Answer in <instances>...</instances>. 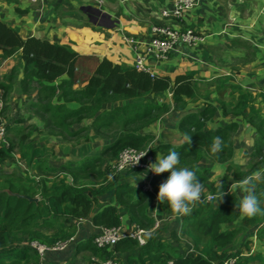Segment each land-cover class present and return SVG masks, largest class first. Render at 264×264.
<instances>
[{"label":"trees","instance_id":"16d2710c","mask_svg":"<svg viewBox=\"0 0 264 264\" xmlns=\"http://www.w3.org/2000/svg\"><path fill=\"white\" fill-rule=\"evenodd\" d=\"M187 29L174 30L184 32ZM182 46L186 53L191 49ZM173 55L178 54L168 57ZM12 57H16L15 64L0 81V102H4L16 87L15 80L20 95L36 90L40 100L42 96L48 99L45 105L32 103L29 107L36 108V113L47 114L44 125L57 128L58 133L53 132L57 136L77 137L87 142L92 132L117 130L97 155L54 166L48 163L43 149L35 145L33 131L25 129L22 120L19 119L16 125L6 121L7 145H0V190L7 189L38 200L28 201L0 192V264H39L41 257L29 246L30 242L53 246L75 237V222L79 219H86L98 228L120 226L122 217L134 227L147 231L143 244L136 239L123 238L111 248L100 249L93 245L95 231L74 245L71 243L73 246L69 245L66 252L70 251L71 257L78 250L86 252L88 255L82 257L89 264H98L92 258L98 261L111 259L116 264H166L169 261L173 264H229V261L233 264H264L263 182L255 181L252 186L261 207L260 213L252 217L236 212L235 204L239 198L237 191L228 189L227 173L220 182L224 194L219 200L216 185L207 183L210 164H224L225 171L233 170L237 189L255 169H263L264 174V116L260 115L255 96L249 90L224 74L205 86L196 78L195 70H186L171 79L136 70L134 66L114 64L105 58L98 60L85 79L79 75L80 56L70 44L51 42L38 36L23 38L13 27L0 21V64ZM81 81L84 82L73 88ZM165 91L171 92L172 108L169 103L157 102V95ZM211 93L216 95L222 115L241 116L245 124L255 130L250 156L256 161L247 171L237 169L232 163L239 125L229 123L207 128L206 122L213 120L216 111L210 102L202 110L188 112L179 120L178 131L191 136L189 144L151 145L154 136L145 129L171 110L184 109L187 99L196 101ZM70 102L76 103L77 107H68ZM118 103L120 105H116ZM105 104H111L110 108H104ZM0 113H3L2 109ZM84 121L92 126L90 130L88 126L72 128ZM215 136L221 138L222 149L213 153L211 143ZM127 147L147 148L153 158L156 154L163 156L170 150L177 151L178 166L193 170L203 186L201 199L189 205L191 211L188 214H176L167 203L161 205L166 214L173 212L180 220L179 232L175 229L169 232L168 239L173 241L172 244L158 235L162 229L169 228L167 222L160 229L158 226L153 229L156 222L149 215L153 194L133 183L138 176H146L148 171L132 169L113 173L108 164H114L119 153ZM201 160L206 167L195 165ZM17 161L25 168L22 175L1 170L6 164L14 165ZM167 176V172L155 175L152 185L158 187V182ZM104 199L113 202L105 203ZM185 240L191 242L194 254L181 252ZM253 242L262 245V249L251 251ZM66 252H46L44 256Z\"/></svg>","mask_w":264,"mask_h":264},{"label":"crops","instance_id":"0c3cea01","mask_svg":"<svg viewBox=\"0 0 264 264\" xmlns=\"http://www.w3.org/2000/svg\"><path fill=\"white\" fill-rule=\"evenodd\" d=\"M172 4L173 0H0V21L13 27L23 38L38 36L51 42L70 44L73 50L87 61L86 66L89 70L87 73H91L98 60L103 58L114 64L134 66L136 57L140 56L143 58L144 67L152 75H166L172 79L186 70H195L196 78L205 86L221 74L230 76L232 81L240 84L255 96L260 115L264 116V0H202V4L198 9L183 13L180 18L172 20L162 17L161 12L171 8ZM247 12H252L255 20H250V15L247 18L241 15ZM229 19L232 21L230 24H228ZM155 25H167L178 30L183 27L192 28L197 33L202 34L205 40L202 45L192 47L187 52V56L178 54L164 60H157L146 51V43L150 36L151 27ZM224 43L227 47L231 46L232 48L224 56L229 54L231 57L238 58L237 63L233 64L231 68L223 67L222 64L219 68V62L213 63L210 48L216 47L218 50L224 46ZM235 45H238L237 48ZM241 45L250 46L248 52H251V57L247 60H244L247 58V51ZM218 58L220 59V56ZM11 59L16 61V57ZM243 66H247V69H243ZM3 69L6 70L7 67L4 66ZM84 73L85 70L79 74L86 79L90 74L86 76ZM83 82L75 83L73 88H77ZM201 91L203 90L201 89ZM156 98L157 102L169 103L172 108L170 91L159 93ZM17 99L19 104L22 105L23 103L26 110H30L29 106L36 101L34 98L22 100L19 96H17ZM207 102L212 103V106L216 109L213 120L206 122L208 129H214L229 123L239 125L235 134V150L232 163L235 167H238L237 169L247 171V165L241 164L242 161L247 159L252 163L256 161L255 157L250 156V147L253 144L249 145L248 141L244 139V130L250 125L245 124L241 116L222 115L216 95L212 93L208 96L202 95L196 101L187 99L184 109L171 110L152 123L145 129L146 132L152 133L154 136L151 145L166 143L171 146H179L184 143V135L178 131L180 118L188 112L202 110ZM67 106L73 109L77 107V104L70 102ZM110 106L111 104H105L103 107L110 108ZM0 121L3 122L1 118ZM28 121H30V118ZM18 122L19 119L17 118L11 124H17ZM88 125L89 122L84 121L78 126ZM73 129L77 130V128ZM255 134V130L251 127L249 136L253 139ZM92 139H96V136L90 134L88 141L85 143L91 142ZM102 146L99 145V147L94 148L93 146L80 147V153L77 157L68 156L64 162L72 159L78 160L88 155H97ZM41 149L45 150L43 147ZM53 150L55 151L51 150L52 154L56 155V151H60V148L58 147L57 150L53 148ZM44 155L47 158L45 151ZM160 156L161 154H156L154 162L156 157L159 158ZM108 164L112 166L113 163ZM195 165L203 168L207 164L201 160ZM210 166L211 170L207 183L216 185L217 181L220 183L224 174L227 173L229 176L228 189L237 191L238 198H242L243 193L239 191L240 187L235 188L237 183L232 178L234 171H225L226 165L224 164H210ZM256 172L263 174V169L254 171L249 175V178L253 177ZM153 175L155 176V174ZM262 178L263 175L259 181L250 179L248 186L250 187L251 184V188H253L255 181L264 184ZM148 180L147 175L138 176L133 183L143 190L142 187ZM152 188L151 193L154 198L149 215L156 222L153 229H157V226L160 229L167 222L169 228L162 229L158 235L168 239L169 232L172 229L179 232L180 220L178 215L173 212L166 214L162 210V204L156 200L158 187L152 185ZM111 202H113L111 199L105 201V203ZM75 226L76 234L72 242L73 245L77 240H81L97 231V227L87 222L79 225L75 223ZM120 226L123 231L135 228L124 217H122ZM168 242L173 243L170 239H168ZM261 246L253 242L250 245V250H260L262 249ZM64 251H68V248ZM64 251L62 252L64 253ZM80 252L86 256L88 255L80 250L74 253L72 257L70 251L64 255L62 253H52L43 257L44 264H70ZM181 252L184 255L194 254V247L190 241L185 240L183 242ZM85 263L89 264L86 261Z\"/></svg>","mask_w":264,"mask_h":264},{"label":"built area","instance_id":"2783aa9c","mask_svg":"<svg viewBox=\"0 0 264 264\" xmlns=\"http://www.w3.org/2000/svg\"><path fill=\"white\" fill-rule=\"evenodd\" d=\"M200 6V0H173L171 8L165 9L161 12V16L165 18H180L183 13L190 12L196 7ZM204 41V37L196 34L192 29L188 28L184 32H179L168 26L155 25L151 27L150 36L147 39L146 51L157 60H164L169 54H181L188 55L182 49V45H186L189 48L200 45ZM134 67L136 70L148 72L143 64V58L138 56L135 59ZM152 75V74H151ZM0 145H7V133L5 129V123L0 121ZM139 157L136 163L135 159ZM151 155L148 153V149L137 150L134 148H125L119 155L114 165L112 166L114 173L124 172L132 169H141L148 171L149 180L143 185V190L152 192L151 181L154 178L153 173L148 170V165L151 164ZM134 163V164H133ZM210 198V196H208ZM87 222L86 219H79L75 223L77 225ZM88 223V222H87ZM147 234L146 230L135 227L132 230L123 231L121 226L117 227H98L93 238V245L97 248H111L114 244L123 238L136 239L139 244L144 243V236ZM74 237L69 238L66 241L55 243L53 246L41 245L36 241L29 243V246L34 249L41 257L39 264H44V254L46 252H60L66 250L73 242ZM92 261L98 262V264H116L111 259L98 261L95 258ZM166 264H173L171 261ZM229 264H233V261H229Z\"/></svg>","mask_w":264,"mask_h":264},{"label":"rangeland","instance_id":"374dc122","mask_svg":"<svg viewBox=\"0 0 264 264\" xmlns=\"http://www.w3.org/2000/svg\"><path fill=\"white\" fill-rule=\"evenodd\" d=\"M200 6L196 7L195 9H193L192 11L198 9ZM190 11V12H192ZM244 18H247L249 15L250 20H255L253 13L252 12H247L244 14H241ZM252 15V16H251ZM232 23L231 19L228 20V24ZM232 25V24H231ZM166 26V25H165ZM238 45H235V47L237 48ZM241 47H244L246 50L249 49V47L247 45H241ZM241 47H238L239 49ZM224 48V49H223ZM234 48V47H233ZM223 49V51H221ZM231 46H226L224 43V46L220 49L217 50L216 47H212L210 48V52L213 58V63L214 62H219L218 63V67L221 68V64L223 67H227V68H231L233 64L237 63L238 58L237 57H231L229 54H227L226 56H224V54L227 53V51L231 50ZM220 56V59L218 58ZM247 58L244 60H247L251 57V52H247ZM243 62V61H242ZM241 62V63H242ZM15 64V60L13 61L11 58H7L4 61L1 62L0 64V81H3L5 78V74L8 72V70L13 67V65ZM87 61H85L84 59H82V57L80 56V59L78 61V68H79V73H83L85 70L86 76L91 74V73H87ZM6 66L7 69H3V67ZM243 69H247V66H243ZM80 75V74H79ZM19 77V75H18ZM17 77V79H18ZM89 77V76H88ZM13 83H15L16 87L10 91V93L8 94L6 100L3 102H0V109L3 110V113H0V118L4 123H7L6 121H10L14 122L15 119H20L22 120V126L25 129H31L33 131V135L32 138L34 140V143L36 146L39 147H43L45 150V153L47 154V160L48 163L50 165H59L60 163H63L67 157L71 156V157H77L79 152L80 147H84V146H93L94 147H99V145L102 146V144H104L106 141H111L114 133L116 132L117 128L111 129V131H107L105 129H102L100 132L95 133L92 132L91 134L93 136H96V139H92L91 142L85 143L82 140H79L77 137L76 138H70V139H65L63 137L57 136L54 133H58V129L55 128L53 125H44L43 120L46 119L47 114L41 113V112H35L36 108H30V110H26L25 107L19 104L17 96L21 97L22 100H28L29 98H34L35 103H38L40 105H45L48 102V99L45 98L44 96H42V100L39 99V95L37 93V91L33 90L32 92H28L25 95L21 94L20 95V89L18 88V81L15 82V80L13 81ZM41 111V110H40ZM168 114V113H167ZM30 118V121H28V119ZM16 125V124H13ZM81 126H72V128H80ZM92 128L91 125H88V129L90 130ZM118 132V131H117ZM76 147H75V146ZM71 146V147H69ZM58 147L60 148V151L57 150ZM55 151L53 150V148H56V155L52 152ZM18 155L15 152V159L17 160ZM151 163H154V158L151 156ZM110 164L113 162H109ZM243 165H247V170L250 168V166L252 165V162L249 161V159L247 160H243L242 163ZM114 164H112L113 166ZM24 166L21 162L17 161L14 165L13 164H6L5 166H3L1 168V170H4V173H13L15 175H22V171H23ZM254 171H257V169H255ZM254 171L252 173H254ZM114 173V172H113ZM112 173V174H113ZM163 181L158 182V187L159 185L162 183ZM151 189H153L151 187ZM144 191V190H143ZM84 253L80 252L79 254H77V257L72 260L70 262V264H86L85 260H83V256Z\"/></svg>","mask_w":264,"mask_h":264},{"label":"clouds","instance_id":"9594fccd","mask_svg":"<svg viewBox=\"0 0 264 264\" xmlns=\"http://www.w3.org/2000/svg\"><path fill=\"white\" fill-rule=\"evenodd\" d=\"M190 137L184 135L183 141L190 142ZM222 149V141L219 136H215L211 143V152L216 153ZM142 153L135 159L143 156ZM133 163V164H134ZM179 153L175 150H170L166 155L156 157L155 162L148 165V170L153 174L159 175L161 173H168L166 179L159 185L156 200L158 203H167L168 207L176 214H188L190 204L199 201L203 191V186L197 179L193 170L178 166ZM264 175L256 172L253 177L244 180L240 185V192L243 193L242 198L235 204L236 212L241 216L252 217L260 213V201L251 187H249L250 179L259 181L261 176ZM218 200L224 194L222 191V184L217 181L216 183Z\"/></svg>","mask_w":264,"mask_h":264},{"label":"water","instance_id":"95a60500","mask_svg":"<svg viewBox=\"0 0 264 264\" xmlns=\"http://www.w3.org/2000/svg\"><path fill=\"white\" fill-rule=\"evenodd\" d=\"M101 25H103V24H101ZM250 129H251V127L247 126L246 129L244 130V139L248 141L249 145H252L253 139L249 136ZM0 192H5L6 194H8L10 196L13 195V196H16L18 198H24V199H27L28 201L36 202L38 200L37 198H32V197H28L25 195H19V194L12 193L7 189L6 190H0Z\"/></svg>","mask_w":264,"mask_h":264}]
</instances>
